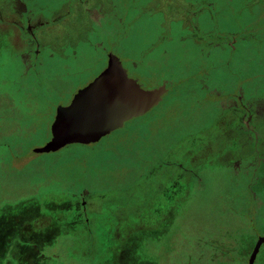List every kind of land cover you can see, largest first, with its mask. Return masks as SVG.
<instances>
[{
	"label": "rangeland",
	"instance_id": "1",
	"mask_svg": "<svg viewBox=\"0 0 264 264\" xmlns=\"http://www.w3.org/2000/svg\"><path fill=\"white\" fill-rule=\"evenodd\" d=\"M79 2L87 10L99 2L109 7L75 55L66 47L39 77L22 78L16 54L0 53V264L244 263V252L264 236V112L251 123L254 162L240 157L238 165L242 151L215 142L233 124L220 111L232 95L264 91V0ZM74 8L56 25L83 22ZM109 50L144 88L167 85L162 102L116 131L121 138L35 153L51 138L57 107L103 71ZM203 140L206 157L198 153ZM219 151L224 158L217 159ZM179 162L203 174L201 181L185 172L182 184L193 188L183 186L184 198L169 211L162 203V219L143 217L150 205L144 200L155 197L158 182L173 181ZM81 201L93 204L86 214ZM116 205L131 222L120 237L110 233ZM81 215L90 221V241L79 228ZM29 238L39 243L31 253Z\"/></svg>",
	"mask_w": 264,
	"mask_h": 264
},
{
	"label": "crops",
	"instance_id": "2",
	"mask_svg": "<svg viewBox=\"0 0 264 264\" xmlns=\"http://www.w3.org/2000/svg\"><path fill=\"white\" fill-rule=\"evenodd\" d=\"M78 2L79 0H60L59 6L53 7V5L44 4L39 2L38 0H0V53L1 52L3 53L4 51L5 52L9 51V53L10 52L14 53V56L16 54L17 58L20 59L23 68L22 74L25 75L22 76V78H30L31 76L39 77L41 74L44 73L48 65L51 62L55 61L54 60L55 55L58 52L62 53L66 47H68L69 49L72 48L73 54L75 55L76 47L79 46L81 42L89 41V38L88 36H86L85 33L90 34L95 30H97L98 27L97 25L101 24L99 27L102 26L103 23H97L96 20L98 15L97 13L104 12V7H109V5L107 4L103 5V3L100 4L99 2L98 6L97 4H95L92 6L91 9L87 10L82 8L83 7L82 2L79 3ZM229 2H231V0H228V3ZM76 4H77L76 12L79 14H84V17H87L89 20H86L83 17L84 19L83 22H73L69 26L67 24H62L60 26H58V24L57 25L54 24L60 22L64 18H70V15L73 13V11H75L74 7ZM206 6L214 7V4L212 2L206 3ZM27 11L35 12L36 19L35 22H33L32 24L34 26V29L36 28L37 31L40 32L39 35L34 36L33 39L25 38L22 33V27L26 23ZM195 13L197 12H193L191 13L190 16H187L184 22L186 24H189L188 23L189 19L192 18L195 15ZM90 15H92V18L95 20L90 19ZM232 36L235 37V35H230L228 40L226 38L227 42H229V47H231L232 42L230 40V37ZM35 49L38 51V54L35 57L36 64L25 72L24 65L22 64L23 56L25 57H28L30 55L32 56V54H34ZM108 52L111 53L112 51L109 50ZM106 59L108 63V56H106ZM107 63L105 68L107 67ZM164 86L166 87L167 90L166 94H167L169 92V88L167 85ZM159 87H162V85ZM164 96L162 97V100ZM239 100H241V102H239L240 104L237 103V96L232 95V100L226 105H224L225 107H228L227 110H225V108L220 109L223 119L221 120L233 121L232 122L233 124L227 123L225 125L226 129L224 130L223 133H219L220 136L216 137L215 143H220L219 145L221 149L225 145H228V143L230 144V142H232V144H234V146L237 149L242 151V153L236 155L237 158L240 159L238 165H241L242 162H244V160H241V158H244L245 160H249L248 162H254V158L256 157L259 151L257 149L258 140L257 138L255 139L254 136V134L257 135V133L256 130H253V128L251 127V123L259 119L262 113L264 112L261 109V106L262 105L264 106V94L262 93L260 94L259 92L256 91V95L249 94V96L247 97L246 93L243 92L240 95ZM243 105L248 106L247 108L249 110L243 109L244 107ZM250 130H252L253 135L250 132ZM109 136L121 138L115 132ZM233 136L235 137V139H233ZM230 137H232V141H230ZM98 144L99 143L92 145L96 146ZM206 144L207 143H205V141L203 140V142L200 143L201 147L199 149L201 150H199L198 152L201 155H204V157H206V154H209L208 151H210L209 146ZM92 145H88V146H92ZM220 152L221 151L217 153V159H219L220 157L224 158L223 155L224 154L226 155V151H222L221 153ZM180 165L181 167H179ZM176 170L178 172L176 173V176L172 182L167 181L162 183V181H160L154 185L156 187V192L154 193L155 197H153L152 199L150 197L144 200L145 203L147 204L149 203L152 207H150V205L148 204L149 209L145 214L143 213V217L149 218L150 220L162 219V216L165 217L166 215L164 214H166V212L169 211L171 207H174V205H176V203H178L181 198L182 199L184 198L182 193L185 189L183 188V186H187V185L182 183H184L183 180L185 178L184 177L185 172L192 173V178H193L192 182L199 183L202 179L201 175L203 174L200 175L195 170L185 169L184 164L181 162H179L178 165H176ZM162 184L167 185L165 186L164 194H162V186L164 187V185ZM189 188L186 189L190 190L193 187L190 189ZM162 203L166 205L167 211L166 209L162 211ZM81 204L82 206H79V210L84 212L85 214L87 213V210L89 208H93V204L88 201H84V202L81 201ZM109 211L112 212V209H109ZM112 214L115 219H112L113 222L111 221L110 233H117L118 237L121 236V233H125V232L128 233L127 225L131 224V222L125 221V220H129L126 211L123 208H121V206L119 207L118 205H116L115 210L110 215ZM119 216H121L122 218L120 219ZM139 216H142V214H140ZM117 217L119 219H116ZM86 222L87 224L90 223L88 219L83 218V216L81 215V219L78 222L79 228L83 227L84 230L81 232L85 236L86 240L90 241L91 234L90 231L88 230V226L85 224ZM260 238H264V236ZM26 240L25 242L30 244V247H28L30 253L31 250L32 251L34 250V248L35 249L38 248L39 243L35 242L36 239L35 240L31 239L30 242ZM29 251H27V253ZM251 251L252 249L249 252L245 251L244 253H247L246 255H248L250 254ZM36 254H38V258L41 259L40 254H43L42 249H39L38 253Z\"/></svg>",
	"mask_w": 264,
	"mask_h": 264
},
{
	"label": "water",
	"instance_id": "3",
	"mask_svg": "<svg viewBox=\"0 0 264 264\" xmlns=\"http://www.w3.org/2000/svg\"><path fill=\"white\" fill-rule=\"evenodd\" d=\"M165 86L148 90L129 76L121 59L109 53L107 67L80 89L67 106H58L51 125V138L37 154L57 153L72 145L88 146L123 129L126 123L145 116L166 94ZM264 238H260L250 259L254 264Z\"/></svg>",
	"mask_w": 264,
	"mask_h": 264
},
{
	"label": "flooded vegetation",
	"instance_id": "4",
	"mask_svg": "<svg viewBox=\"0 0 264 264\" xmlns=\"http://www.w3.org/2000/svg\"><path fill=\"white\" fill-rule=\"evenodd\" d=\"M35 19H36L35 12H33V11H27V14H26V23L22 27V33H23L24 37L27 38V39H33L34 36L39 35V33H40L39 31H37L36 28L34 29V26L32 24L33 22H35ZM90 19H93L92 18V15H90ZM93 20H95V19H93ZM96 20H98V16H97ZM54 24L56 25V23H54ZM108 53H107V56H108ZM37 54H38V51L35 49L34 50V54H32V56L31 55L28 56V57L23 56V62H22V64L24 65L25 72L28 71V69L32 68V66H34L36 64L35 57H36ZM128 73H129V71H128ZM129 76L131 77L130 74H129ZM240 95H241V93L239 92L238 95H237V103L238 104H240L239 102H241V100H239ZM243 106H244L243 109L249 110L247 108L248 106H245V105H243ZM248 115H250V114H248ZM260 237H263V236H260ZM259 238L256 239L255 245L253 246L252 251L250 252L249 256H247V258H245V260H243L244 263H242V264H250L251 256H252V254L254 252V249L256 247V244L258 243ZM228 247L229 248H232L231 246H228ZM213 248L215 249V246H213ZM261 255H262V258H263L264 257V244H262L260 246L259 252H258V254H257L256 258H255L254 264H262L261 261L257 262L259 260V257ZM262 258H261V260H262ZM233 259H234V257H232L230 259V261H232ZM238 260L239 259L233 260V263L235 264V263L241 262V261H238Z\"/></svg>",
	"mask_w": 264,
	"mask_h": 264
},
{
	"label": "trees",
	"instance_id": "5",
	"mask_svg": "<svg viewBox=\"0 0 264 264\" xmlns=\"http://www.w3.org/2000/svg\"><path fill=\"white\" fill-rule=\"evenodd\" d=\"M262 79V81H264V79L263 78H261ZM261 90H263V89H261ZM260 92V94L262 93V94H264V91H259ZM120 133L118 132V135H119Z\"/></svg>",
	"mask_w": 264,
	"mask_h": 264
}]
</instances>
